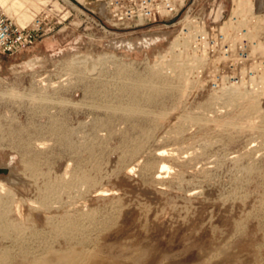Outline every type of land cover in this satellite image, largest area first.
<instances>
[{"label":"rangeland","instance_id":"374dc122","mask_svg":"<svg viewBox=\"0 0 264 264\" xmlns=\"http://www.w3.org/2000/svg\"><path fill=\"white\" fill-rule=\"evenodd\" d=\"M78 27L0 55V263L264 264V96L163 67L173 27Z\"/></svg>","mask_w":264,"mask_h":264},{"label":"built area","instance_id":"2783aa9c","mask_svg":"<svg viewBox=\"0 0 264 264\" xmlns=\"http://www.w3.org/2000/svg\"><path fill=\"white\" fill-rule=\"evenodd\" d=\"M98 1L97 23L157 24L156 31L173 27L172 40L157 60L163 67H179L217 95L247 87L264 96V0ZM57 22L43 11L18 26L0 12V55L29 49Z\"/></svg>","mask_w":264,"mask_h":264},{"label":"crops","instance_id":"0c3cea01","mask_svg":"<svg viewBox=\"0 0 264 264\" xmlns=\"http://www.w3.org/2000/svg\"><path fill=\"white\" fill-rule=\"evenodd\" d=\"M99 10L98 0H0V12L14 25H27L43 11L58 20L52 33L45 35L30 47L31 51L36 53H44L56 49L62 42L78 39V26L96 23L100 15Z\"/></svg>","mask_w":264,"mask_h":264},{"label":"bare ground","instance_id":"6f19581e","mask_svg":"<svg viewBox=\"0 0 264 264\" xmlns=\"http://www.w3.org/2000/svg\"><path fill=\"white\" fill-rule=\"evenodd\" d=\"M156 36H158V35H154V34L149 35L148 34V35H144L140 39L130 38L129 40H122V42H124L125 48L127 50H130L132 48H136V47L139 48V47H143L144 45L151 44L152 38L156 37ZM112 40H114V39H112ZM0 247H1V245H0ZM0 252H2V251L0 250ZM28 252H30V251H28ZM2 254L0 253V255H2ZM32 255H34V253ZM96 255L90 254L89 252H83L82 250H77V249L76 250L73 249L71 251H63L62 249L61 250L55 249V250L48 251L45 254L39 253V256H37V257H32L31 254L28 255L25 252H23V254H20V258H22V260L24 261L23 264H108V263L102 261L101 259H99ZM1 258L2 257H0V260H1ZM5 260H6V258H5ZM19 260L18 261L21 262V259H19ZM4 262H6V261H4ZM19 262H17V263H19Z\"/></svg>","mask_w":264,"mask_h":264},{"label":"water","instance_id":"95a60500","mask_svg":"<svg viewBox=\"0 0 264 264\" xmlns=\"http://www.w3.org/2000/svg\"><path fill=\"white\" fill-rule=\"evenodd\" d=\"M0 171L1 172H5L6 171V168H0Z\"/></svg>","mask_w":264,"mask_h":264}]
</instances>
